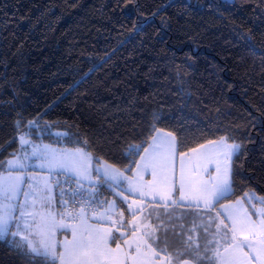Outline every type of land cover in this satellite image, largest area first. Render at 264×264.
<instances>
[{
	"label": "trees",
	"instance_id": "trees-1",
	"mask_svg": "<svg viewBox=\"0 0 264 264\" xmlns=\"http://www.w3.org/2000/svg\"><path fill=\"white\" fill-rule=\"evenodd\" d=\"M154 112L185 150L249 136L233 200L264 196V0H0V160L36 120L123 167L109 139L139 142ZM0 264L28 262L0 241Z\"/></svg>",
	"mask_w": 264,
	"mask_h": 264
},
{
	"label": "snow or ice",
	"instance_id": "snow-or-ice-1",
	"mask_svg": "<svg viewBox=\"0 0 264 264\" xmlns=\"http://www.w3.org/2000/svg\"><path fill=\"white\" fill-rule=\"evenodd\" d=\"M165 123L154 112L139 142L109 139L125 142L117 167L86 139L17 120L19 148L0 160V241L28 264H264V196L233 200L251 138L218 128L185 150ZM170 232L182 247L169 250Z\"/></svg>",
	"mask_w": 264,
	"mask_h": 264
},
{
	"label": "rangeland",
	"instance_id": "rangeland-1",
	"mask_svg": "<svg viewBox=\"0 0 264 264\" xmlns=\"http://www.w3.org/2000/svg\"><path fill=\"white\" fill-rule=\"evenodd\" d=\"M146 178H148V177H146ZM250 192H254L257 196H261V195L257 194L255 191H250ZM202 236H203V238H205L203 234H202Z\"/></svg>",
	"mask_w": 264,
	"mask_h": 264
},
{
	"label": "crops",
	"instance_id": "crops-1",
	"mask_svg": "<svg viewBox=\"0 0 264 264\" xmlns=\"http://www.w3.org/2000/svg\"><path fill=\"white\" fill-rule=\"evenodd\" d=\"M43 143H46V142H43ZM47 144V143H46ZM108 198H110V197H108ZM172 237V236H171ZM61 239L63 238V237H60ZM162 238H163V236H162Z\"/></svg>",
	"mask_w": 264,
	"mask_h": 264
}]
</instances>
